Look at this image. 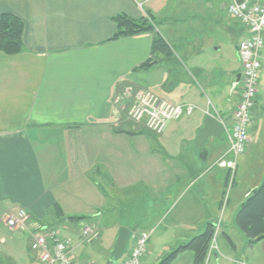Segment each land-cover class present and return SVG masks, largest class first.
<instances>
[{
  "label": "crops",
  "instance_id": "obj_1",
  "mask_svg": "<svg viewBox=\"0 0 264 264\" xmlns=\"http://www.w3.org/2000/svg\"><path fill=\"white\" fill-rule=\"evenodd\" d=\"M230 3L223 0L221 15L210 16L216 32L230 35L234 46L237 66L227 71L235 76L231 88L223 82L225 74H213L212 64L193 60L201 49L180 56L184 37L170 31L160 34L173 57L154 56L159 64L140 70L152 57L153 34L110 41L117 31L114 16L143 17L130 0H0V15L13 14L24 23V51L0 52V264H41L31 253V234L10 231L5 215L22 208L38 227L56 228L49 223L57 206L66 230L59 235L76 261L96 264L99 249L110 260L125 227L133 237L151 232L143 264H159L209 224H219L216 239L227 236L235 248L216 241L209 263L264 264V240L249 245L236 224L242 206L264 183L263 107L259 114L256 104L252 143L239 160L225 209L228 174L215 163L229 150L228 141L210 138L205 161L195 146L204 120L217 117L230 124L240 98L237 47L247 33L228 15ZM167 19H160L162 25ZM260 74L264 83V62ZM141 90L197 110L156 136L128 118ZM73 218H85L86 226L98 230L89 247L81 246L80 232L72 233L65 222ZM101 227L107 229L106 246L94 247ZM193 262L187 251L172 264Z\"/></svg>",
  "mask_w": 264,
  "mask_h": 264
},
{
  "label": "built area",
  "instance_id": "obj_2",
  "mask_svg": "<svg viewBox=\"0 0 264 264\" xmlns=\"http://www.w3.org/2000/svg\"><path fill=\"white\" fill-rule=\"evenodd\" d=\"M138 9L143 10L148 0H130ZM228 14L246 30L247 38L238 45L241 62L239 83L240 100L231 125L225 127L229 150L218 160L215 166L228 172L226 193L223 197V209L229 201V191L233 188L238 171V163L252 143L250 128L254 118L258 82L264 60V0H231ZM197 108L193 105H178L160 98L149 90L139 91L129 110V118L136 124H146L147 129L156 135L163 134L167 124L191 115ZM229 155V156H227ZM5 225L11 231L32 232L31 249L42 264H92L88 261H76L72 258L69 244L53 228L41 229L32 223L24 209L9 212L4 217ZM216 234L212 249L215 248ZM98 230L93 226L82 229V238L92 243L98 238ZM151 234L141 231L134 235L127 258L121 264H142L147 255Z\"/></svg>",
  "mask_w": 264,
  "mask_h": 264
},
{
  "label": "rangeland",
  "instance_id": "obj_3",
  "mask_svg": "<svg viewBox=\"0 0 264 264\" xmlns=\"http://www.w3.org/2000/svg\"><path fill=\"white\" fill-rule=\"evenodd\" d=\"M207 3H209L211 6L209 7ZM222 4L223 0H152L149 3L145 4L144 11L150 12V14L155 17V20L159 22L158 31L160 33L168 34V32L170 31L172 35H174V37L178 35L184 37L182 41V48L180 47V56H184V52L191 53V51H198V49H201L199 52L203 51V53L199 55L194 54L192 56L193 60L195 62L203 63L204 65L212 64L213 74L216 72L225 74L227 78H225L223 82L228 84V87L231 88L232 82L235 81V76L233 74H228L227 71L229 68H231V66H237V59L233 58L232 54V51L234 52V46L232 45V43H230V35L216 32L219 28L211 22L213 21V18L210 16L221 15L220 12H222ZM159 18H170L167 19L169 23L166 22L164 23V25H162ZM173 19H176V21H174ZM219 44H223V46L221 47ZM185 61L186 58L183 59L182 62ZM226 62L229 64V66L226 65ZM186 66L189 68V72H191L192 67H190L189 65ZM261 76L262 74H260L259 76V82L260 80L261 82L258 84V92L256 98V104L259 108V114L261 112V107H263L262 109L264 110V83H262ZM209 100H211L210 96ZM205 102L207 103L208 100H206ZM260 118V116L257 118V123L261 126L262 121L260 120ZM143 126L147 129L146 124H143ZM262 137L264 138V133ZM224 139H226V137ZM251 166L254 168L255 163L251 164ZM25 212L28 215L26 210ZM52 213L55 221H51L49 224L51 226H56V229L60 233L64 234L66 232V230L64 229L65 225L60 226V222H58L59 218H61V215L56 208ZM65 222L71 229H74L72 233L74 232L75 234H77L80 232L82 242L81 246H83L84 248L89 247L86 246L88 244L83 240L81 236L82 229L84 226H86L85 223L87 221L70 222L66 219ZM101 231H103L102 236L100 240L93 245L94 247H103L102 244L106 246L107 229L102 228ZM221 244L225 245L228 248L231 247L226 238L224 236L222 237V234L217 237V245L221 246ZM106 256L107 253H104L103 251H101V249H99L96 252L95 256H93V259H95L96 264H107L109 260L105 259ZM222 261L223 264H231L228 261ZM121 262L122 261L120 260L117 264H120ZM208 264H215V262L211 261Z\"/></svg>",
  "mask_w": 264,
  "mask_h": 264
},
{
  "label": "trees",
  "instance_id": "obj_4",
  "mask_svg": "<svg viewBox=\"0 0 264 264\" xmlns=\"http://www.w3.org/2000/svg\"><path fill=\"white\" fill-rule=\"evenodd\" d=\"M111 20L115 23L117 31L110 41L148 33L154 35L152 57L139 67L140 70L146 71L159 64L154 56L162 55L167 59L173 57L174 53L158 31L159 22L155 20L153 15L146 13L141 19H133L125 14H120L114 16ZM23 33L24 23L19 17L9 13L0 15V52L7 56L21 54L24 51ZM56 209L62 216L61 209L58 206ZM70 220L80 222L85 220V218H73ZM236 224L246 237L249 245H254L264 240V183L242 206L238 212ZM214 236L215 226L209 224L203 233L180 245L159 264H172L180 253L187 251L194 254L193 264H206ZM225 238L229 245L235 248L231 239L227 236Z\"/></svg>",
  "mask_w": 264,
  "mask_h": 264
},
{
  "label": "water",
  "instance_id": "obj_5",
  "mask_svg": "<svg viewBox=\"0 0 264 264\" xmlns=\"http://www.w3.org/2000/svg\"><path fill=\"white\" fill-rule=\"evenodd\" d=\"M243 0H237V3H241ZM240 81V75L237 76V85ZM224 134V127L219 119L215 117H208L204 120L203 128L198 133L195 146L199 151L200 158L205 161L207 158L206 144L210 138L222 139ZM132 237V231L128 228L122 227L119 230L118 238L116 239L113 250L110 253V260L107 264H117L128 252L130 246V240Z\"/></svg>",
  "mask_w": 264,
  "mask_h": 264
},
{
  "label": "bare ground",
  "instance_id": "obj_6",
  "mask_svg": "<svg viewBox=\"0 0 264 264\" xmlns=\"http://www.w3.org/2000/svg\"><path fill=\"white\" fill-rule=\"evenodd\" d=\"M263 62H264V60H263ZM263 62H262V63H263Z\"/></svg>",
  "mask_w": 264,
  "mask_h": 264
}]
</instances>
